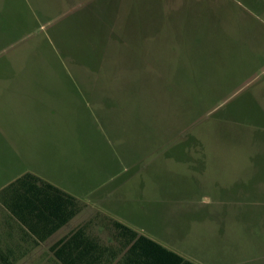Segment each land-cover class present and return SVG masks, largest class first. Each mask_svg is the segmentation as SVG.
<instances>
[{
	"label": "rangeland",
	"instance_id": "1",
	"mask_svg": "<svg viewBox=\"0 0 264 264\" xmlns=\"http://www.w3.org/2000/svg\"><path fill=\"white\" fill-rule=\"evenodd\" d=\"M27 168L264 264V0H0V173Z\"/></svg>",
	"mask_w": 264,
	"mask_h": 264
},
{
	"label": "crops",
	"instance_id": "2",
	"mask_svg": "<svg viewBox=\"0 0 264 264\" xmlns=\"http://www.w3.org/2000/svg\"><path fill=\"white\" fill-rule=\"evenodd\" d=\"M0 174V264H217L185 254L150 223L139 225L119 200L128 184L117 178L86 184L91 188L81 192L28 168ZM28 174L75 198L81 210L72 214L75 204L34 179L17 182Z\"/></svg>",
	"mask_w": 264,
	"mask_h": 264
},
{
	"label": "trees",
	"instance_id": "3",
	"mask_svg": "<svg viewBox=\"0 0 264 264\" xmlns=\"http://www.w3.org/2000/svg\"><path fill=\"white\" fill-rule=\"evenodd\" d=\"M26 179H34V180L38 181V183L43 184L45 187H47L49 189H52V190L56 191L57 193H59L61 196H63L65 198L66 203L75 204L76 206H75V209L72 212V214H75V213H77V212H79L81 210V207L79 206V204H78V202L76 201L75 198H73V197H71V196L59 191L58 189H56L55 187H53V186H51L49 184H46V183L42 182L40 179H38V178H36V177H34V176L30 175V174L25 175L23 178H21L17 182L20 183V182H22V181H24ZM156 247H158L159 249H161L165 253H168L169 255H172V256L176 257L180 262H183V260H184L183 258H181V257H179V256H177V255H175V254L163 249L160 245L156 244ZM188 264H190V263H188Z\"/></svg>",
	"mask_w": 264,
	"mask_h": 264
}]
</instances>
